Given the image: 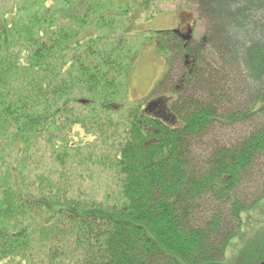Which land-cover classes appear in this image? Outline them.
Returning <instances> with one entry per match:
<instances>
[{
	"label": "trees",
	"instance_id": "obj_1",
	"mask_svg": "<svg viewBox=\"0 0 264 264\" xmlns=\"http://www.w3.org/2000/svg\"><path fill=\"white\" fill-rule=\"evenodd\" d=\"M150 1L0 7V163L12 160L0 172V264L42 251L39 230L48 264H219L242 210L264 196V0H192L205 24L198 42L155 32L167 72L152 91L175 123L135 108L118 134L94 114L126 104L110 100L129 84L138 51L126 39ZM81 123L112 144L108 157L99 150L119 178L104 206L72 196L69 178L42 174L34 187L27 177L34 144L64 152L60 128ZM56 155L61 168L79 157Z\"/></svg>",
	"mask_w": 264,
	"mask_h": 264
},
{
	"label": "rangeland",
	"instance_id": "obj_2",
	"mask_svg": "<svg viewBox=\"0 0 264 264\" xmlns=\"http://www.w3.org/2000/svg\"><path fill=\"white\" fill-rule=\"evenodd\" d=\"M16 1L19 0H0V7H9ZM136 1L137 3L141 2V0ZM47 3L48 5L50 4L48 1ZM195 11V4L192 0L150 1L148 8L145 9V14L143 13L140 17L141 24L136 27L138 30L135 32L136 36L130 34L126 39L131 50L138 51L129 78V84L127 87L121 85L118 89V94L110 100L126 104L115 112L106 113L101 109L94 112V114H99L102 118H109L113 124H116L118 127L115 125L114 132L120 134L122 128L127 127L129 117L135 113L133 110L135 108L142 109V105L147 100L156 96V93L152 91L153 86L163 76L165 71L167 72L166 59L154 53L157 47L155 40L158 38L155 32L176 27L177 19L183 22L180 23L183 26L186 25L187 20H190L193 23L191 34L193 41H201L205 24L197 17ZM143 41H145L144 44H142ZM166 55H169L167 51ZM72 106L80 108L79 110L83 115L88 112L80 105L72 104ZM224 108L227 111L234 109L233 103L225 105ZM59 132L64 136L63 141L66 148L64 152L61 148H58L59 143L56 141H52L49 144L43 138L34 144L27 163V177L32 180L31 184L34 187H38L35 179L42 174L52 180H56L59 177L69 178L72 196L95 205L102 204L104 206L110 203L112 201L110 193L114 189L112 184L119 178L114 175V170L109 166L108 158L104 161L99 157V150H102L101 154L103 156L108 157V154L112 151L111 142L106 141V144L100 146L98 132L86 123L63 126ZM111 132L112 130L107 131L108 134H111ZM224 136L225 134H223ZM117 139L120 140V138ZM51 147L59 149L56 154L69 155L71 152H75L79 157L65 156V167L61 168L55 161L57 155L51 154ZM71 147L75 148L72 149ZM85 156L88 163L84 169H81L77 166L86 160ZM5 160L12 165V160ZM100 162H104V164L101 165ZM7 165L0 163L1 173L9 168ZM74 166L76 167L74 168ZM12 176L15 179L16 175L12 174ZM105 197L107 198L104 201ZM241 218L240 231L230 239L225 250L224 260L219 264H241L248 252L247 250L251 246L254 247L264 237V196L252 207L242 210ZM41 227L43 228V226ZM42 236H45V234L39 230L33 235V238L36 242L35 248L44 251L45 249L42 247L44 240L40 238ZM42 251L33 252L27 264H48L47 258L45 261Z\"/></svg>",
	"mask_w": 264,
	"mask_h": 264
},
{
	"label": "flooded vegetation",
	"instance_id": "obj_3",
	"mask_svg": "<svg viewBox=\"0 0 264 264\" xmlns=\"http://www.w3.org/2000/svg\"><path fill=\"white\" fill-rule=\"evenodd\" d=\"M180 12H184V11H180ZM180 23H183V22L181 20L177 19L176 20V24H175L177 28L174 27V28L163 30V31H157V32L162 33V32H165V31H173V32L176 31L175 33L181 38L189 30H190V32L192 34L193 23L190 20L186 21V25L185 26L181 25ZM157 42H156V44H157ZM154 53H155V55H157L156 51H154ZM155 98H157V97H152L151 99H155ZM151 99L147 100L142 105L141 108H144L146 103L148 101H150ZM167 106H168V100H167ZM169 111H170V109H169ZM247 251L248 252L246 253L245 259L243 260V262L241 264H264V237L256 245H254V247L251 246Z\"/></svg>",
	"mask_w": 264,
	"mask_h": 264
},
{
	"label": "water",
	"instance_id": "obj_4",
	"mask_svg": "<svg viewBox=\"0 0 264 264\" xmlns=\"http://www.w3.org/2000/svg\"><path fill=\"white\" fill-rule=\"evenodd\" d=\"M190 38H191L190 30L187 31V33L182 36V39H184L185 41H188ZM142 112L144 114L151 115L155 118L161 119L163 122L175 123V116L169 111V108L167 106V100L163 96L148 101L145 107L143 108Z\"/></svg>",
	"mask_w": 264,
	"mask_h": 264
},
{
	"label": "bare ground",
	"instance_id": "obj_5",
	"mask_svg": "<svg viewBox=\"0 0 264 264\" xmlns=\"http://www.w3.org/2000/svg\"><path fill=\"white\" fill-rule=\"evenodd\" d=\"M142 110H143V108H142ZM251 191V190H250ZM250 191H247V192H250Z\"/></svg>",
	"mask_w": 264,
	"mask_h": 264
}]
</instances>
